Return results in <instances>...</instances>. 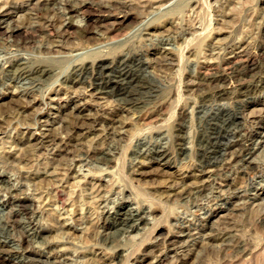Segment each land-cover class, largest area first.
<instances>
[{"label": "rangeland", "instance_id": "obj_1", "mask_svg": "<svg viewBox=\"0 0 264 264\" xmlns=\"http://www.w3.org/2000/svg\"><path fill=\"white\" fill-rule=\"evenodd\" d=\"M129 1L145 10L125 31L103 40H85L75 33H67L51 40L46 35L40 36L18 46L12 44L13 36L0 35L1 64L10 56L21 55L31 59L30 63L45 61L54 66V75L49 81L0 73V121H5L0 125V176L5 179L0 184V242L14 252L13 258L27 264H30L29 259L19 239L23 232L29 234L32 248L45 253L46 261L33 264H249L244 259L246 256L235 259L237 261L232 258V245L241 238L243 244L249 242L251 249L259 245L262 247L259 251L264 248V226L259 225L260 218L257 219L258 212L264 213V172L245 178L238 175L234 181L235 189L223 192L212 184L199 195L198 186L212 182L213 175L195 166V150L198 134L208 127L212 113L241 99L246 103L245 120L227 123L228 128L224 126L226 129L218 132L216 141L224 154L236 142L239 133L259 129L257 131L261 133L251 144L254 150L251 159L264 164V125L257 123L259 113L264 111V86L255 93L234 99L239 83L234 71L219 72V77L225 81L221 78L216 81L211 80L210 75L217 64L209 66V70L204 68L206 72L203 69L202 73L199 68L202 63H217L232 55L243 44L251 50L259 65L257 70L261 69L248 70L251 75L245 73L246 80L253 74H264V53L260 51L264 41V0ZM5 2L0 0L1 5ZM27 10L15 12L12 22H25L28 15L34 16V11ZM50 15L63 18L58 20L57 26L68 19L77 27L86 23L84 15L70 17L63 8ZM46 46L53 50H43ZM120 51L139 53L144 61L142 72L146 81L158 89V92L140 89L143 98L139 107L124 105L122 96L112 88L97 92L84 82L67 86L62 83L75 64ZM209 84L214 87L210 88ZM218 87L226 88V95L230 93L232 97L210 95ZM28 94L35 96L31 104L24 103L4 111L15 105L20 96ZM138 113L144 115L140 121H136ZM181 114L187 116L184 132L189 154L185 159L175 155L169 163L164 160L144 161L142 156L135 154L155 144H171ZM77 117L80 121L91 120V124L63 129L65 120H77ZM110 117L115 120L111 122ZM55 130L59 138L52 140ZM61 138L69 143L63 144ZM86 146L102 147L115 160L108 163L78 153ZM25 151L34 154L30 157V164L17 159ZM182 183L195 187L194 193L166 200L172 186ZM57 188L64 189L63 207L55 197ZM11 190L24 192L35 202L30 213L20 210L18 205L14 207L19 212L16 229L7 224ZM97 196L101 198L98 202ZM120 204L143 210V219L148 222L146 227H142V220L138 221L140 228L130 227L124 231L115 225L102 226L100 210H105V217L108 214L114 216ZM56 221L65 224L62 227L70 228L65 233L49 231ZM205 221L221 225V231L203 226ZM234 223L238 227H234ZM229 224L232 227H226ZM86 230L93 234L98 231L118 234L120 231L119 242L125 249L124 258L118 260L113 247L104 248L97 244ZM40 231L47 237L40 236ZM171 234L178 235V242L165 249L167 244L162 241ZM222 245L226 248H220ZM161 251L163 260H159ZM53 253L60 255L55 261ZM100 256L103 262L98 259ZM255 258L252 264L262 262L264 252Z\"/></svg>", "mask_w": 264, "mask_h": 264}, {"label": "bare ground", "instance_id": "obj_2", "mask_svg": "<svg viewBox=\"0 0 264 264\" xmlns=\"http://www.w3.org/2000/svg\"><path fill=\"white\" fill-rule=\"evenodd\" d=\"M60 8H63L64 10H66L70 17H73L76 14L84 15L86 18L85 25L82 27H77L73 24V21L71 19H68L67 21L65 20L62 21L60 26H57L58 20H62L63 18L58 17V16L57 17L51 16L50 13ZM21 9H28V10L34 11L33 12L34 16L28 15L26 17L27 20L25 22L23 21H21L20 23H15V21L12 22L13 14L15 12H18ZM143 10L145 9L144 8L139 9L135 3L130 2L129 0H35V1L33 0L32 1L6 0V2L3 5L0 4V35L2 37L13 36L14 42L12 44H16L18 46L26 45L27 43L33 41L35 38L40 37V36L46 35L48 39L51 40L57 37L62 38L67 33H75L80 38H84L85 40H88V39L103 40L104 38H107L108 36L116 35V33H119L120 31H125V29L139 17V16L137 17V15L142 13ZM263 42L261 46V49L263 51L262 50L260 51L264 53V43ZM43 50L49 51L53 49H50V46H46V47H43ZM251 53H252L251 50L247 48V46H244L243 44L239 45V47L231 53L232 55L221 58V60H219V62L217 63H210V64L207 63V65H205L206 64L205 62V64L203 63L201 65L199 64L200 65L199 69H201L200 72L202 73L204 68L208 69L209 66L213 64L214 65L217 64L214 66V72H212L211 75L209 74L211 77V80L217 81L219 78L222 79V77H219L221 74H218V73L219 72L223 73V70H231V72L234 71L233 73H236V75H238V79L237 77L235 78L237 79V81L239 80V83L237 84V89H235L236 91H234V94H233V98L235 97L234 99L240 97V95H245V94L248 95V93L251 94L250 92L255 93L257 90H259V88H262V86H264V74L256 76L255 74L252 73L256 77L254 78L252 75V77H249L251 78L249 80L248 79L246 80V78L244 77L245 73L248 74L250 73L251 70H254V69L256 71L261 70V69L257 70V67L259 65H257L256 60L252 56ZM257 55H259V53ZM260 56H261V53H260ZM30 61L31 59L25 58L21 55L17 57L10 56L7 59V62H5L4 64L0 63V73L2 74L3 72L4 74L11 76V77L15 75L28 76L34 81L36 80L38 81L48 80L49 81L52 78V76L54 75V68H53L54 66H52V64L45 62V61H38L36 63H30ZM143 62L144 61L139 56V53H136V52L120 51L118 53L116 52L114 55H111V56L108 55L107 53H105L104 55L101 54V57L97 59L86 60V61L75 64L71 72H69L65 77H63L62 83L67 86V85H74L79 82H82V83L84 82L97 92H103L105 91V89L109 90V88L110 89L112 88L119 95L122 96L121 98L122 100L121 99L120 100L122 101L124 105L133 106L134 108L139 107L140 105H142V98H143L140 89L147 88V89L152 90L153 92L154 91L158 92V89L156 88L155 85L150 84L149 81L148 82L146 81V78L144 77V73L142 72ZM260 67L262 66L260 65ZM262 69L264 68L262 67ZM227 78H229V76ZM209 81L208 83L212 82V81L211 82ZM213 83L214 82H212V84ZM210 86H209L210 88L214 87V86L212 87V85ZM225 89L223 87H218L215 90H212L213 93L211 92L210 95H213V96L214 95L223 96L224 94L226 95L227 92L225 91ZM153 92H152V95H153ZM157 92L155 93L157 94ZM204 92H206V90ZM207 92H210V91H207ZM228 92H231V91H229L228 89ZM228 95L232 97L230 93L227 94L226 96ZM34 100H35L34 94L20 96V99L17 101L15 105L12 104L13 106L9 107L8 109L6 107L4 111H8L16 107L17 105H22V104L24 105V103L31 104V102H33ZM235 101L236 102H234L233 105L231 104V106H227V107L221 106L217 110V113L215 114L212 113L211 119L209 118L210 122H209L208 127L206 129H203L204 131L202 130L198 134V143H197L196 150H195V153H196L195 166H197L198 170L202 172L209 171L211 175H213L212 182H208V183L205 182V183L200 184V186H198L199 195H202L204 190L207 189L209 185H212V184H214L215 187L219 189V191H223V192L227 190L235 189L234 181L238 175H241L245 178V176L247 175L253 176L254 174L264 172V164L255 163L253 159H251L252 155L254 154V150L251 144L255 141L256 136L259 135V133H261L260 131H257L259 129H256V131H249V130H245L242 132L239 131L241 133H239L238 139L233 145L228 147V152L224 154L221 153L222 150L220 148L221 147L220 143L216 141L218 132L226 129L224 128V126H226L227 123L233 122L236 124V123H241L242 121L245 120L244 119L245 117L244 106L246 103L241 99H236ZM185 112L186 110L184 109V114H186ZM143 116L144 115L142 113H138V115L136 116L137 118L136 121H140L141 119H143L144 118ZM185 116L186 115H184V117L183 115L182 117L180 116L181 119L180 120L178 119L179 121L176 122V126L174 128L175 134H174V138L171 144H155L153 147L143 149V150L141 149L135 154H137L139 157L142 156L143 160L144 159H151V160H158V161L164 160L165 163L171 162L172 159L175 158V155L181 156V159L183 158L185 159V157L189 154L188 153L189 149L187 148L185 144L187 140V137L184 132V128L187 125L186 124L187 119H185ZM110 118L112 119L111 122L115 120V118L113 117H110ZM96 120L97 119L94 118V121ZM90 121L89 120L87 121V119L80 121L78 120V117H77V120L68 119L64 121L66 123H64L63 129L72 130L73 128L76 129L88 123L90 125L91 124ZM3 122L5 121H0V125L3 124ZM257 123L262 126L264 125V111L259 113ZM57 138H59L58 131L55 130L52 133V140H56ZM60 141L66 145L69 143V140L67 139L64 140L61 138ZM83 148L81 147V149ZM78 153H84L83 155L86 154L87 156H90L91 158H94V159L97 158L99 160H102L108 163L115 160L114 157L109 156L110 154H108L107 150L103 149L102 147H97V146L93 148H88L86 146V149H84L83 151L80 150V152ZM31 155L32 153L30 154V152L27 153V151H25L24 153L19 154L17 156V159L20 160V162L30 164L29 160L31 159L30 158ZM143 163L145 162H142V164ZM25 176H28V175H25ZM3 180L5 179L0 176V184ZM172 187H169L172 189L167 194L169 197L166 200L171 201V200L180 199L181 197H184L185 195H192L194 193V188H195L192 185H189L186 183L185 184L182 183L181 185L179 184L177 186L175 185ZM11 192L12 193L8 199V202L11 205V208L9 212L10 215L7 216L9 217L7 220V224H9L10 226L16 229L18 227L19 212L15 210L14 207L18 205L20 210L22 209L25 213H30L35 208V202L33 201V199L29 197V195L25 194L22 191L18 192V191L11 190ZM55 197L58 201H61L60 203L61 205L65 201L64 189L57 188L55 192ZM100 199L101 198L97 196L96 202H98V200ZM63 204H62V207L64 206ZM162 204H164V202H162ZM142 211L143 210H138L136 208H132L130 206L127 207L124 204H120L114 216H110V214H108V216L105 217V210L104 209L100 210V214H101L100 218L103 223L102 226L109 227L111 225H115V227L123 228L122 230L124 231V230H129L130 227L140 228L138 225V221L142 220L143 222L142 227H146L148 222L147 220L143 219ZM257 215H258L257 219L260 218L258 224L259 225L262 224L264 226V213L258 212ZM224 222H226V220H224ZM64 225L65 224L61 222L59 223V221H56L52 223V225L50 226V229L48 230L49 231L51 230L60 231L61 230L60 232L65 233L67 231V228H70V226L62 227ZM202 225L203 226L207 225L212 231H215V230L221 231V225L216 226L213 221L202 222ZM233 225L234 227H238L237 223H234ZM151 226L153 225L151 224ZM86 227L87 229L89 228V226H86ZM226 227H232V224H229ZM86 231L88 232V230ZM97 234H98V237H97ZM39 235L46 236V233L40 231ZM88 235L89 237L93 236L95 240H97V244L99 243L101 246H104V248H106L107 246L113 247L115 250V256L118 260L121 261L124 258L125 249L119 242L120 231L118 234H115L113 231H106V232L102 231L101 233H99L98 231V233H95V234H93V232H88ZM19 239L23 243L24 253H26V257L29 259L30 264H33L36 261H39V262L43 260L46 261L45 253H43L41 250L32 248L30 246L31 239L28 233L23 232V234L20 235ZM178 239H179L178 235L171 234V236L167 237L164 241H162V239L161 241L166 242L167 248L165 249H170L173 246H175V244L178 242ZM242 242H243V239L241 238L236 239V242L233 243L232 245L233 247L231 246L232 254H234L232 255V258L234 260L235 259L241 260V258L246 256L244 259H246V261H249L250 262L249 264H252L251 263L252 259H254V257L257 258L259 253H263L264 248L261 249V251H259V249L262 248L259 245V246H256L254 249H251L249 247L248 241H246L244 244ZM157 245H159V243H157L156 246ZM223 246L224 245H222V247L220 248L225 249L226 246L224 247ZM227 248L229 249L230 247H227ZM13 254L14 252L10 250L9 247H6V244L4 242H0V264H27L28 263L23 260L17 259V257L13 258L14 257V256L12 257ZM58 254L59 253L52 254L54 261L56 260V258L60 257V255ZM93 258L95 259V257ZM101 258L103 257L100 256L98 259H101ZM163 259L164 257L162 253L159 256V260H163ZM101 260L102 262L104 261L103 259ZM226 261L229 262V260H226ZM258 264H264V258L262 259V262Z\"/></svg>", "mask_w": 264, "mask_h": 264}]
</instances>
